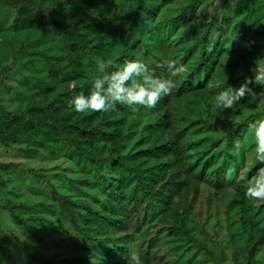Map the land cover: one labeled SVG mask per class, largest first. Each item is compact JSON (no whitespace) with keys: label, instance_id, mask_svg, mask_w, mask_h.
I'll list each match as a JSON object with an SVG mask.
<instances>
[{"label":"trees","instance_id":"16d2710c","mask_svg":"<svg viewBox=\"0 0 264 264\" xmlns=\"http://www.w3.org/2000/svg\"><path fill=\"white\" fill-rule=\"evenodd\" d=\"M245 2L0 0V264H127L129 251L143 264H264V202L237 178L261 166L245 135L264 106L212 108L264 62V12L238 20ZM100 58L185 71L154 109L76 113ZM213 206L223 235L208 228Z\"/></svg>","mask_w":264,"mask_h":264},{"label":"clouds","instance_id":"9594fccd","mask_svg":"<svg viewBox=\"0 0 264 264\" xmlns=\"http://www.w3.org/2000/svg\"><path fill=\"white\" fill-rule=\"evenodd\" d=\"M255 41L244 42V47L251 48ZM95 75L93 76L89 92H81L74 96L68 107L76 113H100L114 110L117 105L135 112L140 108L154 109L165 97L173 94L177 88V80L182 78L185 66L176 59L163 61L151 60L144 62L140 59L126 60L122 66L103 58L94 61ZM162 69L163 75H157L156 69ZM248 72L238 86H229L214 95L212 108L229 112L241 102L264 106V62L253 61L248 65ZM247 134L254 137V160L261 165L256 169L251 179H246L241 172L238 179H244L246 188L244 196L252 202H264V116L247 124ZM245 145L239 139L233 142L234 152H240ZM235 167H229L225 174L226 181L236 177ZM127 264H143L138 253L129 251L121 255Z\"/></svg>","mask_w":264,"mask_h":264},{"label":"rangeland","instance_id":"374dc122","mask_svg":"<svg viewBox=\"0 0 264 264\" xmlns=\"http://www.w3.org/2000/svg\"><path fill=\"white\" fill-rule=\"evenodd\" d=\"M121 1V0H119ZM232 1H236V0H232ZM248 2H245V4L243 5L242 9L240 10V13L237 14V19L240 20L242 18H244L245 16H247V11L248 10H252V11H256L255 13L253 12V14L250 17H246L248 23H252L255 20H259V16L258 14H260V12H264V0H247ZM122 7H120V12ZM254 20V21H253ZM264 22V21H262ZM264 24V23H263ZM17 88V86H16ZM16 88H13L12 90H7V91H3V101L5 102V104H8L10 106V108H13V106H16V102H18V96H17V90ZM23 101V100H22ZM216 208L213 206L212 208V216L210 218V221L208 222V228L209 230H213L214 228L219 229L221 235L224 234L225 230V220L223 217V213L219 212V215L216 216ZM9 218V217H7ZM10 222V220H9ZM67 232L69 237H74V229L73 227L69 224L68 228H67Z\"/></svg>","mask_w":264,"mask_h":264}]
</instances>
